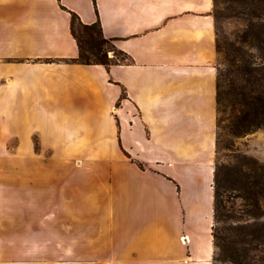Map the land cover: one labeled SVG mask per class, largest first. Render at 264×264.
<instances>
[{
    "label": "crops",
    "instance_id": "1",
    "mask_svg": "<svg viewBox=\"0 0 264 264\" xmlns=\"http://www.w3.org/2000/svg\"><path fill=\"white\" fill-rule=\"evenodd\" d=\"M212 10L0 0V151L24 156L0 161L17 217L0 264H212ZM71 14L98 21L125 60L72 62Z\"/></svg>",
    "mask_w": 264,
    "mask_h": 264
},
{
    "label": "trees",
    "instance_id": "2",
    "mask_svg": "<svg viewBox=\"0 0 264 264\" xmlns=\"http://www.w3.org/2000/svg\"><path fill=\"white\" fill-rule=\"evenodd\" d=\"M226 3L235 5L225 6V9L245 15L247 21L242 33L223 45L218 43L215 34L216 50L223 53L224 59L222 71L216 67V108L217 114H227L225 120L229 133L238 136L264 126V0H213L214 26L218 20L214 11L220 4ZM69 29L78 48L72 62L109 67L125 60V54L115 46L114 40L103 36L98 21L85 24L77 15L71 14ZM110 51L111 56H108ZM223 121L217 116L215 143L218 139L217 129ZM259 176L264 177L263 174ZM220 182V168L215 164L212 183V263L256 264L253 258L247 260L244 244L260 242L263 235L259 230L244 234L240 232L236 234L239 238L229 239L217 227L221 215ZM244 236H248V239Z\"/></svg>",
    "mask_w": 264,
    "mask_h": 264
},
{
    "label": "rangeland",
    "instance_id": "3",
    "mask_svg": "<svg viewBox=\"0 0 264 264\" xmlns=\"http://www.w3.org/2000/svg\"><path fill=\"white\" fill-rule=\"evenodd\" d=\"M220 4L214 14L218 15L215 34L216 40L224 42L240 35L245 29V15L235 14ZM111 56V51L108 53ZM223 53L217 52L216 67L223 69ZM222 93V99H224ZM226 113L219 112L217 116L224 119L217 129L218 139L215 147V164L220 168L222 185L219 188L221 199V215L217 227L229 239L239 238L237 233H249L259 230L262 233L260 242L246 243L247 260L255 259L256 264H264V126L242 135L233 136L228 131ZM37 154V153H35ZM46 154L48 153H40ZM22 159L23 153H7L0 151V161L7 159ZM8 157V158H9ZM27 157V156H25ZM35 157V156H34ZM4 166H0V183L5 180ZM262 190V191H261ZM4 193V192H3ZM12 204L6 202L5 194L0 193V239L6 238V223H13L17 217L6 214ZM20 218V217H18ZM243 237V236H242ZM248 239V236H244ZM255 247V248H254ZM21 250V249H15ZM36 254V252H34ZM213 264V263H212ZM216 264H232L228 261Z\"/></svg>",
    "mask_w": 264,
    "mask_h": 264
},
{
    "label": "built area",
    "instance_id": "4",
    "mask_svg": "<svg viewBox=\"0 0 264 264\" xmlns=\"http://www.w3.org/2000/svg\"><path fill=\"white\" fill-rule=\"evenodd\" d=\"M184 238V239H183ZM180 241H181V243H186L187 241H188V239H187V237L186 236H182V237H180Z\"/></svg>",
    "mask_w": 264,
    "mask_h": 264
}]
</instances>
